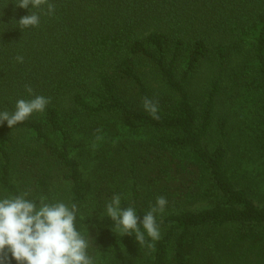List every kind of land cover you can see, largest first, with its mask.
<instances>
[{
  "label": "trees",
  "instance_id": "1",
  "mask_svg": "<svg viewBox=\"0 0 264 264\" xmlns=\"http://www.w3.org/2000/svg\"><path fill=\"white\" fill-rule=\"evenodd\" d=\"M19 2L0 0V112L50 103L0 126V199L75 204L94 264H264V0ZM117 194L140 220L166 198L154 249L115 229Z\"/></svg>",
  "mask_w": 264,
  "mask_h": 264
},
{
  "label": "clouds",
  "instance_id": "2",
  "mask_svg": "<svg viewBox=\"0 0 264 264\" xmlns=\"http://www.w3.org/2000/svg\"><path fill=\"white\" fill-rule=\"evenodd\" d=\"M45 4L46 14L51 15L55 6L47 0H20L16 6L28 9L29 5L42 8ZM38 24L39 15L35 13L19 20L21 28ZM16 60L22 63L23 57L17 56ZM26 90L29 94L32 93L30 86ZM48 103L50 100L43 96H35L29 101L17 100L14 111L0 112V126L7 122L10 129L14 128L34 112H43ZM143 107L153 119L160 118L157 101L145 97ZM102 139V136H96L97 141ZM95 147L93 144V148ZM28 194L25 192L19 196L0 199V264H3L8 253L17 264H94L87 254L88 242L75 228L77 206H69L63 202L47 203L46 198L40 197L37 207L34 201L25 199ZM166 204L165 197H157L155 206L140 220L132 207L121 208V196L117 194L107 203L106 212L121 236L134 234L139 245L154 249L155 244L146 241L145 233L151 241L160 238L156 214L163 213Z\"/></svg>",
  "mask_w": 264,
  "mask_h": 264
},
{
  "label": "rangeland",
  "instance_id": "3",
  "mask_svg": "<svg viewBox=\"0 0 264 264\" xmlns=\"http://www.w3.org/2000/svg\"><path fill=\"white\" fill-rule=\"evenodd\" d=\"M97 142L89 143L86 146V149H81L80 147H77L76 152L74 155L77 157L79 162L81 163L82 170L89 175L91 173L92 168L96 165L97 161L99 162V158L96 157V151L98 144L96 145ZM93 144L96 145L95 148L93 147ZM98 158V159H97ZM202 205H205L206 203H201ZM198 204V205H201Z\"/></svg>",
  "mask_w": 264,
  "mask_h": 264
}]
</instances>
